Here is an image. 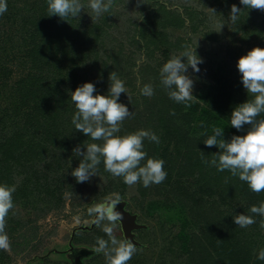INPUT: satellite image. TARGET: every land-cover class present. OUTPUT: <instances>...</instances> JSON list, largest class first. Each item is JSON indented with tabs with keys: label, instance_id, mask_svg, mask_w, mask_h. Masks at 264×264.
I'll use <instances>...</instances> for the list:
<instances>
[{
	"label": "rangeland",
	"instance_id": "rangeland-1",
	"mask_svg": "<svg viewBox=\"0 0 264 264\" xmlns=\"http://www.w3.org/2000/svg\"><path fill=\"white\" fill-rule=\"evenodd\" d=\"M82 2L86 5L88 0H82ZM23 4L40 9L30 24V32L34 34L31 44L35 45V49L44 47L52 41L51 43L54 44L55 42L56 45L66 44L67 51H70L94 23L103 21L102 16L99 19L95 18L87 7L84 9L85 12L80 13L79 18L69 17L67 21H62L58 16H48L47 0H23ZM233 4L242 9L234 24L229 19L230 8ZM153 9H168L176 13V15H171V19H174L177 14L184 19L182 25L174 30H172L173 25L169 21L158 20L161 21V23L158 22L160 23L158 26L163 35L169 34L168 40L173 43L171 55H177L183 51L175 46L176 39L183 36V39L188 40L189 45L193 48L197 41L196 52L203 60V63L198 65L199 72H193L191 67L188 68L187 72L194 81L192 95L196 100L191 101V106L187 108L183 104H179L181 107L178 105L175 120L183 135L181 138L183 142L179 144L180 148L183 149L181 152L189 153L193 149L198 153H200L199 151L211 153L218 150L217 147L205 146L203 141L207 137L201 135L205 130L208 135H211L213 126L223 128L222 138L225 141L233 135H245L247 125L240 131L230 125L233 108L247 99H252L251 94L247 95L243 88L240 79L241 74L237 70L236 63L239 57L246 55L252 48H264V11L243 8L240 0H143L139 6H137L136 0H127V2L126 0H114L113 8L106 13V18L101 22L100 27L105 31V36L102 39L105 43L102 46L114 45L117 50L126 53V57L123 60H118V58L119 62L116 63L117 71L121 70L122 66L125 69L126 74L122 73L119 77L124 83L126 77L131 79L127 71L135 75V84L139 86L142 78L141 70L145 69V74H151L153 69L160 70L164 64V57L160 48H156L155 43L148 47L138 34V28L139 25L143 24L144 16ZM210 9H213L215 13ZM152 14H155V11ZM156 18L151 20L149 27L154 25L152 21ZM221 24L223 26L220 28ZM46 27L54 30L52 33L54 36L50 37L51 34H45ZM0 28V41L2 42L1 39L6 35L4 31L11 30L12 25L10 27L8 23L0 22ZM72 28H76L78 31L77 37L72 34H63L65 32L70 33ZM3 51L0 50V68L6 72L2 79L9 80L8 83H15L18 74L26 76L30 71L32 77L36 78V82H34L38 86L42 83L40 77L44 81L45 76L48 77L57 71L53 68L50 73H46L47 71L39 68L38 63L34 68V64L28 57L24 59L25 66H18L17 60L12 57H15L16 53L23 57V52L9 51L3 55ZM54 52L59 53L58 49ZM85 60L87 61H85V66H87L89 60ZM126 60L129 65L128 70H126ZM31 67L33 68L30 69ZM139 69L141 70L139 71ZM37 70L42 74L37 73ZM55 75L59 76L60 73L57 72ZM108 76L109 74L106 75L107 78ZM48 79L44 84L48 82ZM87 79L90 82V79L94 78L87 77ZM155 80H150L153 88L156 85ZM46 85L48 86V84ZM80 85L81 82H75L74 85L67 84L69 92L64 96L71 99L69 93ZM50 87L44 85L39 94L45 91V88ZM124 97L120 95L119 102ZM21 101L32 103V109L37 104L31 102L32 100L28 97ZM52 102L56 105L59 100L52 99ZM158 104L159 98L157 97L154 99L147 98L141 106L138 102L137 105L141 107L142 112L141 118L126 119L118 135H126L140 129L146 130L147 120L152 117L149 114L155 110ZM202 108L206 110L203 111ZM258 119H264V114ZM201 122L204 123V127H201ZM88 140L90 141L91 138ZM94 142L102 143V141H91L90 143ZM173 148L172 142L166 140L157 147H148L146 140L144 141V151L149 158L165 161L164 170L167 172V177L160 184H153L145 188L141 183H137L133 186L127 185L126 191H111L101 195L100 192L106 185L110 187L119 184L121 179L113 177L105 171L103 161H101L97 176H92L89 181L80 183L79 190L76 192L65 189L61 194L56 193L55 198L48 201L47 204H44L42 198H39L36 203H31L26 196L20 198L14 203V209L9 212L6 218L5 231L11 241V250L7 251L8 255H4L6 256L3 259L5 264H105V257L102 253H95L94 246L97 237L107 239V236L102 231V227L93 223L94 217L89 216L87 210L115 194L122 197L121 203L116 206V211H119L122 217L125 214L133 215L135 222L140 224V227L131 230L134 237L133 242L124 235L122 220L118 227L119 230H116L117 238H126L142 249L144 244L138 241L139 230L147 228L148 231H151L155 223H161L168 225L171 228L169 234L176 235L180 240L177 249L181 248L183 253L190 255L193 253L190 256L192 264H254L253 261L247 263V259H242L245 258V256L243 257L244 252L238 251L242 241H239L238 236L231 235L233 228L224 216L220 215L218 211L213 212L214 210L205 201H202V198L194 200L186 192L185 189L189 188L188 185L196 182L198 179L196 175L201 170L200 167H184V163L172 162L170 156L167 158L166 155L172 152ZM190 156L191 154L187 156L186 160L190 161L188 159ZM81 160L82 158H80ZM78 164L79 162L71 161L69 170L65 168L68 176H71L72 170ZM18 170L19 168L12 172V184L15 186L24 183L26 175V173H20ZM229 174L230 172L227 176L229 179L225 184V190L230 198L237 199L236 193L242 181ZM168 177L180 181L173 185H176L178 190L182 188L183 194L179 193L178 190L175 191L172 185L170 186L172 183L169 182L170 184L165 185ZM181 177H186V179L179 180ZM217 185L219 191L222 190L223 187L215 183V187ZM139 188L144 191L143 195L140 194ZM205 198L209 199V196L207 195ZM236 201L237 207L230 212L232 221L236 214L249 215L247 212L250 213L249 209L245 207H243V211H240L238 205H242L244 202L238 199ZM255 220L256 223L247 229L239 227L244 240L252 239L258 242L259 238H263L264 229L260 227V216L256 215ZM9 226L15 227V230L9 233ZM220 237L226 244H230L231 248L226 250L233 253L230 255V260H226L227 257H223V252L219 249L220 241L218 240H221ZM146 245L144 253L151 252L158 255L159 252L154 246ZM252 255L255 256L256 253Z\"/></svg>",
	"mask_w": 264,
	"mask_h": 264
},
{
	"label": "trees",
	"instance_id": "trees-1",
	"mask_svg": "<svg viewBox=\"0 0 264 264\" xmlns=\"http://www.w3.org/2000/svg\"><path fill=\"white\" fill-rule=\"evenodd\" d=\"M22 3L23 0H7V11L3 15H0L1 23H8L10 27L12 25V29H8L9 31L2 29L6 34L1 39L2 42L0 41V50H4L2 54H7L9 51H21L24 54L23 57L17 53L15 57H12L17 60L16 64L18 66H25L24 59L28 57L34 64V68L38 63L39 68L45 72L47 71L46 73H50L53 68L57 71H54L55 73L53 72L48 77L45 76L44 81L40 77V82L42 83L37 86L35 84L36 78L32 77L30 71L26 76L18 74L15 83H8L9 80L2 79L6 72L0 68V184L13 185L12 172L17 171L19 168L18 171L26 173V175L24 183L16 186V191L13 193V202L15 203L20 198L22 199L26 196L31 203H36L39 198H42L44 199V204H47L48 201L55 198L56 193L61 194L65 189L70 192L79 190L80 183L72 175L68 176L65 168L69 170L71 161L80 162V158H82L74 156L73 149L80 146L82 151H86L83 145L92 141L88 140L90 137L75 130L74 125L71 123V117L76 109L71 99L64 96L69 92L66 85H74L75 82H81L82 85L85 82H89L87 77L94 78L90 79L89 82L95 85L96 93L94 95H107L109 81L106 75L112 71L117 72L119 77L122 73L126 74L123 66L121 70H116V63L119 62L118 60H123L126 57V53L117 50L114 45L102 46L105 43L102 41L105 31L100 26L101 22L106 18V13L102 15L103 21L100 20L94 23L85 36L70 51H67L68 47L66 44L63 45L61 43L60 45H56L55 42L52 44V41L44 47L35 49V45L31 44L34 34L30 32V24L40 9L38 10L34 6L22 5ZM153 11H155V14H152ZM172 14L176 15L174 11L172 12L168 9H153L148 11L143 18V24L139 25L138 28L140 38L144 43L146 42L145 44L148 47L152 43H155L156 48H160V52L164 57V63L172 56L173 43L168 40L169 34L163 35L158 26L161 21L158 20L164 19L165 21H169L173 25L172 30L177 29L184 22V19L178 16V14L174 19H171ZM153 18H156L152 21L154 25L149 27V23ZM45 30V34H51L50 37L54 36L52 34L54 30L49 27H46ZM76 33H78L76 28H72L70 33L65 32L63 34H72L74 37H77ZM184 44L189 45L188 40H184L183 36L177 38L175 41V46L178 49L183 50L182 45ZM56 49L59 51L57 54L54 52ZM85 59L89 60L87 66H85ZM127 62L126 60V70L129 68ZM57 72L60 73L59 76L55 75ZM80 72L82 74H79ZM37 73L42 74L38 70ZM140 73H142V78L139 86H136L135 75L127 71V74L131 77V79L126 77L125 81L129 98L126 93H122L121 95L125 97L120 103L128 107L129 111L133 113L130 119H140V114L142 113L140 106L147 98H150L141 95L140 88L144 84L150 83V80H155L156 78L155 94L151 98H159V104L149 114L152 117L147 120L145 127L146 130L154 132L159 137L160 142L157 144L146 139L147 146L157 147L164 140L172 142L174 148L172 152L166 155L167 158L170 156L172 162L184 163V167H200L201 171L196 175L198 179L194 184L188 185L189 188L185 189L186 192L194 200L202 198V201H205L214 210L213 212L218 211L231 224L233 228L231 235L234 237L238 236L239 241H242L240 243L241 247L238 248L239 252H244L243 257L245 256V258L242 259H247V263L253 261L254 264H264V261L258 260L256 255H252L253 253H257L260 248H264V232L263 238H259L258 242L252 239L244 240L241 229L237 225L234 227L235 223L230 218V212L237 207V199L244 202L242 205H238L239 210L243 211V207L250 209L252 205L259 206L261 202H264V192L259 194L252 192L246 182H242L236 193V197L238 198H230L225 190L228 170L218 172L215 167L205 165L202 163L201 154L193 149L189 153H182L183 149L180 148L179 144L183 142L181 139L183 135L182 131H180L181 128L175 120L179 104L167 96L166 90L160 84V74L157 68L153 69L151 74H145V69L141 70ZM47 79L48 82L46 84L51 87L45 88L46 93L42 91L39 94L40 89L44 85L48 87L44 84ZM27 97L32 100L31 102L37 103L33 109L31 107L32 103L21 101ZM52 99L59 100V102L55 105ZM138 102L139 107L137 105ZM202 110L205 111L206 109L202 108ZM172 111H174V114H171ZM123 135L120 134V136ZM240 136L242 135L240 134ZM94 143L100 144L99 142ZM218 151L219 149L203 154L206 158L211 159L212 154ZM189 154H191L190 158H188L190 161L186 160ZM41 171L43 172L40 173ZM182 178L186 179V177H181L179 180H182ZM228 179L229 177L227 181ZM178 182L180 181H177L176 178L172 179L168 177L165 185L170 184L177 191L178 187L173 184H178ZM215 183L222 186V190L219 191V187L218 185L215 187ZM126 186L123 180L120 179L119 184L110 187L106 185L100 193L101 195H105L111 191L123 192ZM139 190L141 191L140 194L143 195L144 191L140 188ZM178 191L181 194L184 193L182 188ZM207 195L209 199L205 198ZM196 203L198 204V201ZM247 213L252 215L249 212ZM14 230L15 227L9 226V233ZM170 232L171 228L161 223H155L151 231H148L147 228H141L138 232L140 236L138 241L144 244V247L132 257L128 264H192L190 256L193 253L190 255L183 253L181 248L177 249L180 240L176 235L169 234ZM220 239L218 244L219 249L223 252V257H227L226 260H230V255L233 253L229 250L226 251L231 248L230 244H226L222 237ZM146 244L154 246L156 251L159 252L158 255H154L151 252L144 253ZM138 249L140 248L138 247ZM4 255H8L7 251L0 250V264H5L3 259L6 256ZM188 255L189 257H187Z\"/></svg>",
	"mask_w": 264,
	"mask_h": 264
},
{
	"label": "clouds",
	"instance_id": "clouds-1",
	"mask_svg": "<svg viewBox=\"0 0 264 264\" xmlns=\"http://www.w3.org/2000/svg\"><path fill=\"white\" fill-rule=\"evenodd\" d=\"M127 2V0H126ZM137 6L143 0H136ZM243 8L264 11V0H240ZM114 6V0H47L48 16H58L62 21L69 17L79 18L85 7L91 10L94 17L99 19L108 13ZM215 13L213 9H210ZM242 9L235 4L231 5L229 19L234 24ZM7 11V0H0V15ZM85 12V11H84ZM223 24L220 25V28ZM219 28V30H220ZM183 51L172 55L160 68V84L166 90L167 96L186 108L191 106V101L196 100L192 95L194 81L187 74L191 67L193 72H199L198 65L203 63L196 52V46L182 45ZM236 67L241 74L240 79L247 95L252 99L233 108L230 116V125L240 131L248 126L245 135H233L227 141L223 137V128H212V134L207 131L201 133L207 138L204 145L211 148L217 147L218 152L212 154L211 159L206 158L202 151V163L215 167L218 172L228 170L233 177L246 182L248 188L257 194L264 192V119H258L264 114V48L254 47L238 58ZM109 87L107 95L95 94L93 83L85 82L71 91L70 98L76 111L71 117L75 130L90 137L92 141L102 143L84 144L73 149L74 156L82 157L78 166L72 170L71 175L78 183H85L92 176H97L98 166L103 161L104 169L113 177H119L128 186L141 183L147 188L153 184L162 183L167 172L164 170L163 159L149 158L144 151V141L159 143V137L151 130L140 129L135 132L120 136L123 122L133 113L128 107L119 102L122 93L128 89L117 72L112 71L108 76ZM140 94L146 97L153 96L154 88L151 83L140 88ZM174 114V111L171 112ZM201 127L204 123L201 122ZM143 162V163H142ZM227 182V178H226ZM15 185L0 184V250L10 251L11 241L7 235L6 218L14 209L13 193ZM122 197L119 194L108 198L106 201L88 208V215L94 217L93 223L102 227L107 239L97 237L94 251L103 254L105 264H128L132 257L141 249L130 240L117 238L116 230L123 219L121 213L116 211ZM252 215L236 214L234 223L240 228H248L256 223L255 216L261 217L260 227L264 229V202L259 206L252 205L249 209ZM79 223V220H77ZM220 241V240H218ZM258 260L264 261V248L256 253Z\"/></svg>",
	"mask_w": 264,
	"mask_h": 264
},
{
	"label": "water",
	"instance_id": "water-1",
	"mask_svg": "<svg viewBox=\"0 0 264 264\" xmlns=\"http://www.w3.org/2000/svg\"><path fill=\"white\" fill-rule=\"evenodd\" d=\"M122 220V229L124 235L134 242V237L131 230L140 227V224L135 222V218L133 215L125 214Z\"/></svg>",
	"mask_w": 264,
	"mask_h": 264
}]
</instances>
